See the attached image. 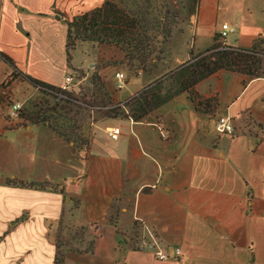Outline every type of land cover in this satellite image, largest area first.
<instances>
[{
  "label": "crops",
  "instance_id": "crops-1",
  "mask_svg": "<svg viewBox=\"0 0 264 264\" xmlns=\"http://www.w3.org/2000/svg\"><path fill=\"white\" fill-rule=\"evenodd\" d=\"M104 2L0 0V53L21 74L12 83L34 92L26 75L56 88L76 76L71 71L83 67L75 52L68 61L67 22ZM219 2L198 0L192 47L198 35L212 44L224 23L236 27ZM238 2L244 18L259 2L258 23L228 42L247 49L264 34V0ZM11 73L0 59V84ZM195 89L217 98L212 115L181 94L142 121L91 125L89 148L77 159L48 126L9 119L3 97L23 103L0 89V264H54L64 227L87 228L77 244L92 242L90 252L64 253V264H264V78L220 71ZM220 116L230 119L231 134L216 130ZM143 240L169 259L137 250Z\"/></svg>",
  "mask_w": 264,
  "mask_h": 264
},
{
  "label": "trees",
  "instance_id": "trees-1",
  "mask_svg": "<svg viewBox=\"0 0 264 264\" xmlns=\"http://www.w3.org/2000/svg\"><path fill=\"white\" fill-rule=\"evenodd\" d=\"M105 0L104 4L93 12L75 17L67 22L66 52L68 61L80 43L97 44L107 52L97 55L95 69L88 81L89 91L78 85L68 91L49 86L39 80L25 76L27 81L37 89L45 100H53L51 107L43 108L41 103L32 104L20 118L30 125H46L56 135L73 144L75 158L85 154L89 148L91 125L97 121L79 119V109L101 113L103 120L131 119L142 121L149 114L173 98L185 94L197 112L212 115L218 106L216 97L204 98L196 92V85L220 71H227L250 80L264 78V34L258 36L251 47L242 49L218 43L202 53L189 52L190 59L159 79H153L143 89L124 101L116 102L113 94L119 92L114 85L106 81L105 72L111 68L124 66L129 76H149L159 62H166L167 45L173 38L175 25L180 13L171 10L177 0ZM174 3V4H173ZM190 15L193 10L187 9ZM58 19L62 15L56 13ZM215 35L213 42L218 41ZM222 40V39H221ZM110 53L111 55H107ZM0 59L12 70V76L21 77L11 59L0 53ZM58 96H62L58 99ZM80 99H79V98ZM87 98V100H86ZM264 103V99H263ZM49 104V102H48ZM76 108V111H72ZM89 118V117H88ZM27 186L35 189H46L48 183H30ZM73 230L68 239H63L62 232ZM87 228H62L56 238V256L54 264H64L66 252H78L74 243L83 239ZM73 244V245H72ZM92 250L89 242L85 251Z\"/></svg>",
  "mask_w": 264,
  "mask_h": 264
},
{
  "label": "rangeland",
  "instance_id": "rangeland-1",
  "mask_svg": "<svg viewBox=\"0 0 264 264\" xmlns=\"http://www.w3.org/2000/svg\"><path fill=\"white\" fill-rule=\"evenodd\" d=\"M161 3L162 0L158 1ZM198 0H177L175 5L172 7V11L175 10L180 13V19L175 25L174 33H173V38L172 41L169 45H167V55H166V62L162 63L159 62L157 64V67L155 70H152L151 74L149 76L146 75H139L138 77H134L132 75L129 76L130 80L129 82L123 86V88L113 94V99L118 102V101H124L128 99L130 96L137 94L140 92L143 87L149 83L153 79H159L163 77L165 74L168 72L174 70L177 68L181 63L186 62L187 60L190 59L189 57V52L192 51L195 55L202 53L205 51L207 48H210L213 45H216L218 43H234V40L238 38L239 32H240V27L243 25H250L254 26L258 23V14L257 10L259 9V2H251L249 6L251 9V15L248 16L247 18L242 17L241 14L238 13V10L242 7L241 4H239L238 0H220L219 2V9L220 12L223 16V20L227 21L229 23H232L234 27V33L229 34V36L226 38V40H221L218 39V41L213 42L210 44L211 39L210 38H205V37H197L195 39V47H192V39H193V23H192V15H190V12H187V9L193 10L195 12L196 6H197ZM173 3V4H174ZM239 20V21H238ZM217 35V34H216ZM75 55L77 57V61L80 62L83 68H78L77 71H71L74 73H77L76 77L78 80H81V83H77L73 87L76 88L78 85H81V87L84 88L83 92L89 91L88 87V81L92 73L85 74V77L87 79H83V73L86 72L91 66L92 62L97 63V55L101 52H107V50L97 44H91V43H80L77 44L75 50ZM72 53V52H71ZM107 55H111L110 53H107ZM181 62V63H180ZM117 71L123 72L126 76L128 75V70L124 66H116L114 68H111L107 70L105 74V79L107 82H109L112 85V89H114V85H116V80L114 78V74ZM15 77L12 76V74H6L5 77L3 78L2 83L0 84V89L3 90L5 88L9 89L10 92V97L12 96L14 101H21L23 103L22 109L20 113H23L25 115V110L28 109L29 107L32 106V104L38 105V103H41V106L45 109L47 107H51L54 102L53 100H45V97L40 95L37 91H26L23 90L22 88H17L16 83L13 84L12 81L14 80ZM72 89V88H71ZM3 97V96H2ZM79 98V97H78ZM5 106L8 107V113H10V108L9 106L11 105V100H8L4 98ZM80 99V98H79ZM120 99V100H119ZM87 100V98H86ZM49 102V104H48ZM76 108H72V111H76ZM78 111V118L82 119L85 116L87 117L86 119L84 118V121L92 122L93 120H96L97 123L99 124L101 121H104L102 119L101 113H98L96 111L90 112L87 109H79ZM44 126V125H43ZM92 129V126H91ZM92 133V132H91ZM67 144L70 146V151L74 153L73 150V144L68 143ZM69 148V147H68ZM72 148V149H71ZM39 153V150H37ZM39 157V155H38ZM73 233V230L70 232L68 231H63L62 232V237L63 239H68L69 236H71ZM89 240V239H87ZM76 242L74 243L75 247L83 248L85 246H80ZM73 245V244H72Z\"/></svg>",
  "mask_w": 264,
  "mask_h": 264
},
{
  "label": "built area",
  "instance_id": "built-area-1",
  "mask_svg": "<svg viewBox=\"0 0 264 264\" xmlns=\"http://www.w3.org/2000/svg\"><path fill=\"white\" fill-rule=\"evenodd\" d=\"M233 33H234V29L230 27L229 24L224 23L220 26V30L217 35L219 36L220 39L226 40L229 34H233ZM94 69H95V64H92V66L88 70H86L85 74H88L90 72L92 73ZM114 78L116 80L115 88L118 91H120L126 83V75L121 71H117L114 74ZM76 82L79 84L81 83V80L80 79L78 80V78L73 74H69L65 78V82L60 87V89L62 91H68L76 85ZM61 98L62 96H58V99ZM9 108H10V113L8 114V118L12 120L19 119L20 117L19 113L22 109V105L19 103H11ZM215 128L218 132L226 133V134H231L234 130L230 119L226 116H220L216 119ZM109 136L113 140L117 138L116 134L109 133ZM137 250L152 253L158 261L168 260L170 257L168 251L161 250L158 244L155 241H151V240L140 241L137 245ZM175 254L179 255L180 250L176 249Z\"/></svg>",
  "mask_w": 264,
  "mask_h": 264
}]
</instances>
